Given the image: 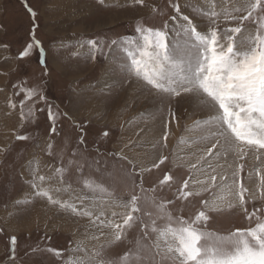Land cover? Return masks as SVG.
<instances>
[{
  "label": "rangeland",
  "instance_id": "1",
  "mask_svg": "<svg viewBox=\"0 0 264 264\" xmlns=\"http://www.w3.org/2000/svg\"><path fill=\"white\" fill-rule=\"evenodd\" d=\"M174 4L180 5V14ZM213 4L221 12L220 0H146L145 6L131 0H104L103 4L99 0H0V149H6L0 151V264H68L70 258L86 257L106 243L103 237L93 239L100 234L88 217L71 214L32 195L24 173L33 169L51 178L45 187L61 189L54 198L77 206L82 199L88 207L103 209L104 231L109 237L112 231L108 223L122 222L120 215L113 217L111 212L123 213L121 205L132 194L140 197L142 223L126 230L120 242L106 249L113 260H119L125 252L133 258L152 255L157 238L152 220L156 228L168 223L157 211V204L173 201L174 206H168L173 221L178 216L188 219L200 209L199 197L177 200V188L190 176L204 179L190 164L196 163L211 139H200L207 134L206 125L195 122L207 119L212 110L200 106L191 96H160L141 82H131L132 78L122 71V51L113 49L109 53L103 46L114 39L133 38L140 24L154 28L167 25L170 39L192 43L194 38L183 35V16H189L199 31L211 30L213 24L207 13L213 10ZM153 6L158 12L151 10ZM28 7L36 11L35 21ZM260 16L264 18V13ZM244 23L250 32L254 30V20ZM233 26L223 16L215 25L219 31ZM173 33L180 35L174 37ZM91 39H99L102 52L91 51L87 43ZM33 40L41 42L45 54L37 47L21 59L19 53ZM21 88L39 90L47 103L40 101L33 107ZM9 99L16 102V109L9 107ZM21 100H25V118L20 115ZM49 104L54 124L49 118ZM53 126L55 133L51 131ZM17 135L28 139L17 140ZM161 157H167L164 164L153 168ZM216 159L210 161L214 166ZM228 162L234 164L235 157L230 156ZM244 163L246 186L258 184L256 169L264 174V163L251 156ZM56 168L63 172L58 174ZM169 173L173 182L160 185ZM85 180L108 189L111 202L107 203L106 197L100 199L104 194L86 188ZM201 195L209 199L211 193ZM216 195L221 193L217 190ZM253 206L261 208L262 203L250 201L249 210ZM211 215L206 230L219 235L249 226L238 211ZM64 220L71 225L69 229L61 225ZM143 224L149 226L147 235ZM12 235L17 236L14 258ZM48 249L62 250L61 255Z\"/></svg>",
  "mask_w": 264,
  "mask_h": 264
},
{
  "label": "snow or ice",
  "instance_id": "2",
  "mask_svg": "<svg viewBox=\"0 0 264 264\" xmlns=\"http://www.w3.org/2000/svg\"><path fill=\"white\" fill-rule=\"evenodd\" d=\"M99 2L103 4L104 0ZM131 2L145 6L146 0ZM220 4L221 12H217L213 4V10L207 13L213 27L205 32L199 31L189 16H183L186 25L182 27L183 35L189 40L194 38L192 43L181 44L170 39L171 30L167 29V25L154 28L140 24L135 28L133 38L114 39L110 45L103 46L108 47L109 53L113 49L122 51V71L132 78L131 82H141L160 96H191L200 106L212 110L207 119L195 122L197 125H206L207 134L200 139H211L204 145L196 163L190 164L193 171L199 172L204 179L190 176L177 188V200L188 201L189 198L199 197L200 209L188 219L178 216L173 221V216L168 211V206H174L173 201L157 204V211L168 223L162 228H156V221L152 220V231L157 235L152 255L147 259L140 256L133 258L129 252H125L119 260H113L107 255L106 249L112 243L120 242L126 230L139 227L142 223L143 213L138 206L140 197L132 194L121 205L123 213L111 212L113 217L120 215L122 222L108 223L107 226L112 231L109 237L104 231L103 209L86 206L85 201L78 196L76 199H80L79 206L54 198V193H60L61 189L44 186L46 182L51 183L50 177L39 175L35 169L31 173L26 171L24 176L34 197L46 199L48 204L71 214L88 217L100 234L93 239L99 241L103 237L106 242L86 257L70 258L68 264H264V174H260L261 169H256L259 182L254 186H246L242 176L247 157L251 156L264 163V18L260 16L264 13V0H220ZM173 7L180 14V5L174 4ZM151 10L158 12L155 6ZM27 11L35 21L36 11L31 7ZM221 16L235 26L223 31L217 30L215 25ZM175 19L176 17H172V20ZM253 20L255 28L250 32L244 22ZM32 35H35V28ZM172 35L178 37L180 33ZM87 43L93 53L103 51L99 39H91ZM37 47L44 55L41 42L33 40L19 53V57H28ZM92 59H95V55ZM16 87L17 85H13L14 89ZM20 90L26 91L25 100L33 101V107L40 101L47 103L46 97L37 89ZM15 94L19 95V92ZM25 100H21L19 104L21 118H25ZM9 107L16 109V102L9 99ZM51 107L49 104V118L54 124L55 116ZM31 113L32 107L29 108V114ZM172 119H175L174 114ZM170 122L171 120L168 121ZM51 131L55 133L54 126ZM104 135L107 136L108 133L105 132ZM167 136L166 131L165 141ZM16 139L27 140L28 136L17 135ZM51 147L49 144L48 148ZM4 150L6 149H0ZM230 156L235 157L234 164L228 162ZM213 157L217 158L215 166L210 162ZM166 159L167 157H161L159 163H154L152 167L159 168ZM220 160L224 163L221 164ZM55 171L61 174L63 169L56 168ZM60 179L62 180V176ZM173 180L169 173L159 183L163 186ZM84 185L94 193L104 194L100 197L101 200L106 197V202H111L112 193L103 185L92 180H85ZM197 187L199 191L196 190ZM217 190L221 195H216ZM201 193H211V196L204 199ZM250 201H260L262 207L253 206L249 210ZM224 211L243 213L249 226L236 228L227 235L207 231L206 225L212 219L211 214ZM148 227V224H143L144 235L148 234ZM10 245L14 258L16 235L10 237ZM77 248L79 249V245ZM36 251L37 249H33V252ZM48 251L59 256L62 250Z\"/></svg>",
  "mask_w": 264,
  "mask_h": 264
},
{
  "label": "bare ground",
  "instance_id": "3",
  "mask_svg": "<svg viewBox=\"0 0 264 264\" xmlns=\"http://www.w3.org/2000/svg\"><path fill=\"white\" fill-rule=\"evenodd\" d=\"M211 1V0H210ZM67 2H71V1H67ZM196 2V1H195ZM202 2V1H201ZM200 2V3H201ZM215 2V1H214ZM196 3H199V2H196ZM204 3V2H203ZM207 3H209V2H207ZM211 3V2H210ZM204 5H207V4H204ZM210 5V4H209ZM217 5V4H216ZM211 6H212V4H211ZM216 7V6H215ZM219 7V6H218ZM217 8V7H216ZM220 11V10H219ZM136 86V85H135ZM39 207V206H38ZM41 210V209H40ZM46 210V209H45ZM36 216V215H35ZM34 216V217H35ZM35 219V218H34ZM61 225H63V227H65V229H69V227H71V225L69 224V223H67V221L65 222V220H64V223H61Z\"/></svg>",
  "mask_w": 264,
  "mask_h": 264
},
{
  "label": "crops",
  "instance_id": "4",
  "mask_svg": "<svg viewBox=\"0 0 264 264\" xmlns=\"http://www.w3.org/2000/svg\"><path fill=\"white\" fill-rule=\"evenodd\" d=\"M42 201H44L43 199H41ZM86 204H88V203H86Z\"/></svg>",
  "mask_w": 264,
  "mask_h": 264
}]
</instances>
